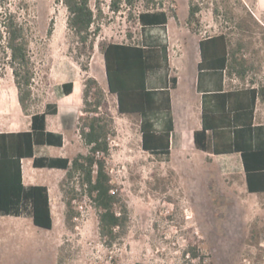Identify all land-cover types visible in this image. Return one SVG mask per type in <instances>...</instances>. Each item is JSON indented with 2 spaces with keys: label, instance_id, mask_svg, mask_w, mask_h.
<instances>
[{
  "label": "rangeland",
  "instance_id": "1",
  "mask_svg": "<svg viewBox=\"0 0 264 264\" xmlns=\"http://www.w3.org/2000/svg\"><path fill=\"white\" fill-rule=\"evenodd\" d=\"M110 1L100 0L104 19L87 71L76 62L85 63L86 54L76 50L66 26V10L58 0H9L8 8L31 28L29 52L36 76L29 113L40 111L45 100L54 96L53 83L61 70L66 76L78 71L72 98L88 77L105 91L115 132L109 140L107 171L128 208L127 232L107 248L99 236L96 210L74 179L70 186L75 183L77 195L71 205L77 216L69 228L57 225L60 244L47 243L33 233L28 237L17 233L11 243L0 246V264H263L264 201L259 207L257 197H250L237 178L219 176L207 158L166 161L143 151L139 116L120 114L116 96L108 92L100 46L142 43L143 34L166 41L172 65L169 76L179 75L174 96L192 102L195 50L206 37L224 35L230 47L243 42L241 57L249 69L244 80L238 77L237 86L264 87V13H257L253 3L243 0H193L201 12L192 31L186 24L189 0H154L150 8L161 5L169 12L168 23L165 31L147 28L143 32L138 13L145 9V0H138L132 8L124 4L116 14L109 9ZM51 21L53 32L47 36ZM7 57V50L0 46V82L13 84ZM178 59L179 73L174 68ZM152 84H157L154 78ZM9 94H14L13 88ZM82 108L77 112V126L86 117ZM73 131L63 151L72 158L88 152L76 134L78 129ZM189 248H196L200 258L192 259L186 252Z\"/></svg>",
  "mask_w": 264,
  "mask_h": 264
},
{
  "label": "trees",
  "instance_id": "2",
  "mask_svg": "<svg viewBox=\"0 0 264 264\" xmlns=\"http://www.w3.org/2000/svg\"><path fill=\"white\" fill-rule=\"evenodd\" d=\"M65 8L66 26L76 42L80 55L86 54L85 63L76 61L83 71L88 70L95 40L101 31L104 14L100 0H58ZM138 0H111L109 9L118 13L122 5L132 8ZM9 0H0V46L8 52V66L18 90L22 112L29 115L33 96L32 86L36 76L29 52L30 26L27 21L8 8ZM154 0H145L144 10L138 13L142 31L161 28L165 31L169 12L163 7L150 8ZM201 8L193 0L188 3L186 24L190 30L199 24ZM218 9H214V13ZM175 17V14L172 15ZM53 32L51 21L47 36ZM142 43H108L100 46L103 56L108 92L116 96L120 114H135L140 118L141 148L166 161L170 155V133L173 130L170 89L177 84L169 77L168 44L159 37L142 35ZM199 74L203 72L222 78L223 74L236 75L244 80L249 67L241 57L245 44L241 41L230 47L224 35L206 37L198 43ZM163 73L158 82L162 88H151L149 77ZM242 87L232 91L219 90L209 97L211 106L202 108L201 129L194 131L196 149L214 154L239 152L250 193L264 192V125L253 126L257 98L264 99V87ZM71 82L62 85L64 94L72 92ZM14 96L15 90L13 89ZM83 108L85 118L79 119V136L88 148L87 154H77L72 159L48 158L35 155L38 146L61 147L62 136L47 132L46 114H56L54 105L47 104L43 113L31 114L29 131L0 134V213L21 216L30 214L35 226L51 229L52 218L48 191L45 186H24L21 159L32 158L34 167L66 170L61 183L65 200L64 221L69 228L77 216L72 207L76 186L91 200L97 215L98 232L103 244L112 248L127 232L129 212L118 189L107 171L110 156V137L114 135L113 120L106 93L96 79L84 82ZM77 179V185L70 182ZM67 185V187H65ZM192 259L200 258L196 248L187 251Z\"/></svg>",
  "mask_w": 264,
  "mask_h": 264
},
{
  "label": "crops",
  "instance_id": "3",
  "mask_svg": "<svg viewBox=\"0 0 264 264\" xmlns=\"http://www.w3.org/2000/svg\"><path fill=\"white\" fill-rule=\"evenodd\" d=\"M243 1L246 4L253 3L257 13H264V0ZM195 53L197 54L195 58V64H197V74L192 84V91L194 93L192 102H184V99L186 98L185 96H179L178 98H175L174 96L175 91L178 89L179 75L176 77V87L169 90L173 130L170 133V155L168 160L183 161L189 160V158L194 156H202L203 158H207L209 161H211V164H213L219 176L237 178L242 184V187L246 193L250 197H257V200L260 202L259 207H263L262 201H264V192L250 193L247 190L245 171L239 152L214 154L211 152L198 150L194 146L193 133L194 131L201 129L202 126V108L204 105L211 106L213 104V101L209 95L219 90H222V92H227L250 86H237L238 83L236 84L235 82H239V78L235 75L229 76L224 73L222 78H219L205 72L199 74V46L198 51L196 52L195 50ZM180 64L181 61L178 59L177 65L174 66L177 73H179L178 67H180ZM169 66L170 73L172 67L170 58ZM61 72L64 73L63 70H61ZM66 72L68 73V71ZM63 73L58 75L60 77H57L56 81L53 83L55 85L54 96L51 99H46L42 109L36 112L43 113L47 104L54 105L52 108L56 109V114H46L45 129L47 132L61 135L63 144L61 147L46 145L38 146L35 148L36 156L72 159V157L64 154L63 151L71 133L74 132V129L75 131L77 130V112H81V107L83 106L82 97L84 83L80 84V93L77 95V97L72 98L71 96L76 91L75 83L77 80L76 76L78 75V71L75 73L73 72L74 75L68 73L67 76L63 75ZM169 73L167 78L170 77ZM157 75H152L149 77V86L151 88L157 89L164 86L158 82V79L164 78V75L163 77H157ZM153 78L157 82L155 85L152 84ZM68 82L73 84L72 92L70 94H64L62 91V85ZM252 87L257 86L253 84ZM12 88L15 90V96L14 94H9V91ZM60 109H62V111H60ZM33 113L26 115L22 112L18 100V90L15 83L10 84L0 82V134L29 131L31 128V114ZM252 125H264V99L257 98L256 100ZM76 134L78 135L79 133ZM65 174L66 170L63 169L34 167L32 158L21 159V175L23 185L26 187L38 185L45 186L47 188L52 218V228L44 229L35 226L29 213L21 216L3 215L0 213V246L11 243L12 239L17 235V233H21V235L25 237H28L30 233H33L34 235H40L41 239L47 243L60 244V231L58 233L56 228L57 225L58 228H62L65 224L64 214L66 206L64 196L61 191V183L65 178Z\"/></svg>",
  "mask_w": 264,
  "mask_h": 264
},
{
  "label": "built area",
  "instance_id": "4",
  "mask_svg": "<svg viewBox=\"0 0 264 264\" xmlns=\"http://www.w3.org/2000/svg\"><path fill=\"white\" fill-rule=\"evenodd\" d=\"M236 84L238 83L237 81L235 82ZM261 246H264V239H263V243H261ZM264 264V262H263Z\"/></svg>",
  "mask_w": 264,
  "mask_h": 264
}]
</instances>
